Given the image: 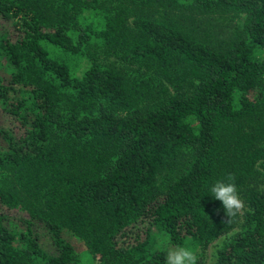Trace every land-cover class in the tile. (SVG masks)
I'll list each match as a JSON object with an SVG mask.
<instances>
[{"label":"trees","instance_id":"trees-1","mask_svg":"<svg viewBox=\"0 0 264 264\" xmlns=\"http://www.w3.org/2000/svg\"><path fill=\"white\" fill-rule=\"evenodd\" d=\"M0 58V264H78L62 230L97 264H264V0H0Z\"/></svg>","mask_w":264,"mask_h":264},{"label":"clouds","instance_id":"clouds-1","mask_svg":"<svg viewBox=\"0 0 264 264\" xmlns=\"http://www.w3.org/2000/svg\"><path fill=\"white\" fill-rule=\"evenodd\" d=\"M212 197L220 201L226 216V224H232L237 218L241 217L245 211V203L241 199L235 183V178L232 175L227 177V182L224 180L216 181L210 188ZM219 210H217L218 214ZM225 222L222 220V223ZM234 232L224 233L220 237L221 244L224 241L230 240ZM166 247L165 264H198L197 251L183 246H168Z\"/></svg>","mask_w":264,"mask_h":264},{"label":"rangeland","instance_id":"rangeland-1","mask_svg":"<svg viewBox=\"0 0 264 264\" xmlns=\"http://www.w3.org/2000/svg\"><path fill=\"white\" fill-rule=\"evenodd\" d=\"M228 28H231V22L227 23ZM6 73L7 72V67L4 66V62L0 58V74ZM0 128H7L10 129L11 131H16L15 124L12 122L10 117L6 114H4L0 110ZM2 209V208H1ZM61 234L63 238L69 242L74 250L76 251L78 255V264H97L96 260L92 257L91 253L89 250L85 247L83 242L73 236L72 234H69L67 231L62 230ZM168 246H173V245H168ZM198 254V263L201 261V264H208L209 259H210V248L206 249L204 252H197ZM201 259V260H200Z\"/></svg>","mask_w":264,"mask_h":264}]
</instances>
